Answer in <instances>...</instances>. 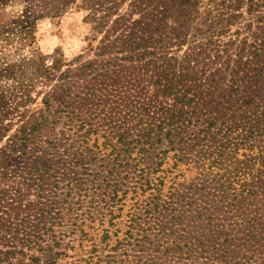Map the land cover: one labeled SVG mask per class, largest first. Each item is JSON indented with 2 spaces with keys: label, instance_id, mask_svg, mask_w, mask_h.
Segmentation results:
<instances>
[{
  "label": "rangeland",
  "instance_id": "1",
  "mask_svg": "<svg viewBox=\"0 0 264 264\" xmlns=\"http://www.w3.org/2000/svg\"><path fill=\"white\" fill-rule=\"evenodd\" d=\"M111 5L116 9L102 31L98 24L103 23L106 11L94 12L91 17L83 0H77L60 16L39 22L32 47L15 51L3 48L0 41V112L6 116L2 122L6 130L0 133V189H18L25 203H34L28 216H19L24 221H11L10 227L19 232H10L1 243L4 252H13L10 262L4 264H86L93 244L98 245L104 260L110 258L107 255L113 254L118 239L125 237L137 199L145 205L148 198V194L137 198L133 193L135 182H121L123 174L119 177L113 169L120 159L128 157L121 152V158L114 161L124 144L113 139L115 150L109 166L100 167L98 163L97 169L93 166L88 172L86 177L92 175L89 179L98 187L91 193L94 202L84 216L80 212L81 217H76L67 212V204L62 206L65 190L57 188L54 176L61 177L68 168L70 151L74 152V132L69 130L72 121L97 130L89 145L95 150V140L103 148L105 140L114 137L112 131L126 132L128 142V131H135L145 109L172 124L166 130L172 136L164 135L156 141V151L147 154L148 163L157 169L163 161L158 175L176 176V185L187 199L168 218L173 222L166 226L169 236L161 243L151 237L153 250L143 256V261L264 264V155L259 152L264 147V18L257 19L248 11L249 0H242L239 8H235L234 0H109L103 10ZM23 9L19 1L9 2L4 17L14 20ZM132 33L137 41L145 38L148 42L146 48H138L133 54L123 45ZM168 64L176 65L178 75H190L185 82L189 87L184 89H201L189 96L192 102L181 119L174 96L163 93L161 72ZM20 71L25 72L23 85L20 78L9 77ZM21 86L27 89L22 102L25 96H21ZM128 91L139 109L131 124ZM42 121L46 123L41 132L29 136L23 158L17 137L22 128ZM212 143L216 145L212 150L224 145V151L216 159L214 173L204 176L205 171L190 162L195 163L199 151ZM112 149L108 147L105 153ZM3 151L7 160L1 157ZM176 161L179 166L172 170ZM44 166L50 167L51 174L45 175L40 184H33L36 177L44 175ZM29 171L33 180L27 191ZM225 172L233 175L230 183L221 181ZM203 176L209 180L201 182ZM5 178L6 183L2 181ZM169 186L171 183L166 189ZM115 188L121 189L118 197L113 193ZM9 191L13 197L14 190ZM11 202L1 205L6 208ZM39 207L51 214L48 217L54 226L48 235L43 229H30L37 223L42 228V222H46L40 217ZM146 210L149 214H143L141 222L151 227L149 232L154 235L157 216L148 206ZM14 236L18 239L13 240ZM37 243L41 246H35ZM136 247L139 251L140 246ZM124 250L128 254V246L116 251L117 256L109 260L111 264L128 261Z\"/></svg>",
  "mask_w": 264,
  "mask_h": 264
},
{
  "label": "trees",
  "instance_id": "2",
  "mask_svg": "<svg viewBox=\"0 0 264 264\" xmlns=\"http://www.w3.org/2000/svg\"><path fill=\"white\" fill-rule=\"evenodd\" d=\"M15 1H19L23 5L24 9L16 19L7 21V18L4 17V8L7 3H14ZM76 1L77 0H0V41H2L3 48L9 47L15 48V51H21L25 48L32 47L35 41V34L37 32L39 22L45 18H55L60 16L64 10H66L69 6L75 4ZM107 1L109 0H83V3L86 4L88 9L91 11L89 14V16L91 17L94 12L106 11V15H104L101 19L103 23L101 22L98 24L100 31H102L103 28H105V26L109 23L107 19L109 20L111 13L116 9L111 5L110 7L106 8V10H103L104 3ZM234 2H236L235 8H239L242 0H234ZM249 2L250 6L248 11H250V13L254 12L257 19H263L264 0H249ZM231 17L234 18L232 15ZM229 20L230 17L227 22ZM261 30L263 31L261 45H263L262 50L264 52V27L261 28ZM135 35L136 34L134 33L128 35L123 42L124 49H128V53L133 54L136 49L147 47V40L145 38H141L139 39V41H137ZM23 62L24 59L20 61V65L18 67H21ZM175 66V64H168V66L165 67L164 71L161 72V80H163L164 82L163 93L173 95L176 104L180 105L177 112L178 114H180L179 119H181L184 116L183 110L186 109L187 106L192 102V98H189V96L193 93H196L198 90L201 91V89L199 88L193 90L192 86L190 87V89H184L185 87H189L188 85L186 86L185 82L187 79H190V75L188 73H182L178 75L175 71ZM15 68L16 67H12L11 69L15 70ZM9 77L13 79L17 78L18 80L20 78V85H23L25 72L20 71L18 75L15 72H12L11 74H9ZM20 89L22 94L21 96H25V93H27V89L23 86H21ZM25 98L26 96L21 97L20 102H22ZM130 98L131 96L128 91V124H131L134 120H136V115L139 112L137 103L131 101ZM20 102L18 104H20ZM2 104L3 101H0V107ZM143 111L145 112V116H143L138 123L134 122L137 123V125L135 126V131H128V142L126 132L118 133L112 131L114 132V137L111 140L107 138L103 143V148L97 146L98 139L95 140V143L92 146L95 148V150H92L89 145L92 135L97 134V130H94L92 125L87 128V123L82 122L78 125L75 121H72V123H70L69 125V130L70 132H74L72 136V138L75 139L72 145V147H74V152L73 154H71V151L69 153L68 158L71 159L68 162V168L66 169V171L61 174L60 178H58V176H54L56 180L55 185L57 186V188H62L63 190H65V199L61 201L62 206H64V204H67V212L72 213L74 216L76 215V217H79L80 212L81 215L84 216L85 214H87V207H89V205L94 202V197L91 193L98 187L95 186L92 181H90L89 178L92 175L89 176V178L86 177L87 174H89L88 172L93 170V166L95 167V169H97L98 163H100V167L103 166L107 168L109 166L110 163L108 160L113 155V152L115 150V147L111 145L113 139L116 138L117 143L124 144L123 149L117 151L118 154L114 161H117L119 158H121V152L128 153V157L127 159H120L119 166H114L113 169L116 171L117 176L120 177L123 174L121 182L127 179L128 181H130V183L133 181L135 182L133 185V189L135 192L133 193H136L137 198H142L147 194L148 198L147 203L145 202V205H143V202L142 204L140 203V199H137L133 207V215L129 219L128 230L125 232V237L122 239H118L115 246L112 248L113 254L107 255V258H109V256L110 258L116 257V251L118 249H123L124 247L128 246V254L127 250H124L123 252V254L128 255V261L123 259L120 260L118 264H125L126 262H128V264H147L148 261H143V256L145 254L147 255L153 250V240L151 239V237H155L158 242L161 243L164 237L169 236L167 234L166 226L167 224L173 222L169 221L168 218L171 217L174 211H176L175 208L177 207V205L180 202L182 203L183 200L187 199V195L183 194V190L181 188L179 189V185H176V176L173 178H168V176H166L163 172L161 175H158L163 161L157 165V169L152 168L148 163L147 154L156 151L154 147L156 141H161L164 135L166 137L172 136L171 131L166 132V130L170 129V126L172 124L167 123V119L165 117H163L161 120V116L158 117V114L152 113L151 110L145 109ZM0 114L1 133L2 131L6 130V127H3L2 125L3 119L6 116L2 112H0ZM176 118V116L173 117L174 120ZM44 123H46V121L37 123L29 129L22 128L21 135L17 137V141L19 143L18 148L21 150L23 158H25L24 156L28 151V141H30L29 136H35L37 133L41 132V127H43ZM114 129H116V127H114ZM253 134L254 133L251 132L250 136H253ZM197 141L199 143L203 142V140L199 138L197 139ZM173 143L174 142H172V144ZM76 144L77 147L75 146ZM211 146L216 145L215 143H212L211 145H207L206 148H202V150L199 151L200 154L197 161L195 163L194 161L190 162V164L196 165L198 168L203 169L202 171H205L204 176H208L214 173V169L218 163L216 162V159H219L221 157L220 154L222 153V151H224V145H219L218 147H215L214 150H212L213 147ZM108 147H113L109 154L105 153L108 150ZM260 149L261 150L259 152L261 156H263L264 147ZM6 155L7 153L5 151L1 153V157L5 158V160L8 159ZM178 166L179 161H176L173 164L172 170L176 169ZM49 168L50 167L44 166V175H39L38 177H36L33 184H35L36 182L40 184L41 181H44L45 175L51 174ZM80 170H82V172H79ZM218 171L221 172L220 169H218ZM204 176L202 177L201 182H204L205 179L209 180ZM232 176V173L225 172L223 176H221V181L225 179L226 182L230 183ZM29 177L30 178L25 180L27 184V191H29L32 186L31 183H29L30 180H33V175L30 171ZM2 181L6 183V178ZM168 183H171V186L166 189V185ZM7 188L8 189L4 190L0 189V264L10 262V255L13 254L12 251L4 252L3 244L1 243L6 238V236L10 234V232H19L18 229L10 227L11 221H24L25 218L19 219V216H21L22 214H30L34 204L31 201L25 203L26 199L24 197V194H20V190H16L13 187L9 186ZM116 188L114 189L113 193L115 197H118V192L121 191V189L117 190ZM10 189L14 190L13 197L10 196ZM139 191H141V193H139ZM127 193L128 190L123 193L121 198H119L117 205L122 202L124 196H126ZM188 195L190 196V194ZM7 200L12 202L10 204L7 203L6 208H4L1 205V202H5ZM147 206L151 209L152 214L154 216H157L155 217L156 222L154 223V226L156 227L154 229V235L149 232L150 230L152 232L153 229L151 227L147 228L146 225L141 222L142 215L145 213L149 214L146 210ZM38 210H42V214L40 215V217L43 216L46 219V222H42V228H40L39 226L40 223H37V225L31 226L30 229L31 231H41L43 229L45 230L43 234L48 235L54 226L53 224L51 225L52 221H50V218L48 217L51 216V214L49 211L45 212V210L40 207ZM111 213L113 214L112 211ZM172 218L174 219V221L176 220L174 216ZM69 219L73 220L74 217H69ZM60 220L62 221L64 220V218H60ZM151 220L153 219H150V221ZM164 222L168 223L163 224ZM47 223L50 224V227H48ZM71 226L72 225H69V227ZM30 233L32 232L27 233V235ZM38 238L40 240L41 237L39 236ZM16 239H18V236L13 237V240ZM147 244L151 246L147 247ZM164 244L165 242L162 243V245ZM36 245L41 246L38 245V243L35 244V246ZM107 245H109V243ZM97 246L98 245L96 244L92 245V249L88 253L89 258L85 260L86 264H111V262L109 261L110 258L104 260L102 256H100ZM136 246H140L139 251L137 250ZM39 249L43 250V248ZM131 253H139V255H133ZM35 260L36 259H33L32 262H34ZM113 264H116V261H114Z\"/></svg>",
  "mask_w": 264,
  "mask_h": 264
}]
</instances>
